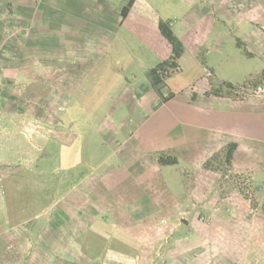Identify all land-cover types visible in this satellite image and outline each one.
<instances>
[{
	"label": "crops",
	"instance_id": "obj_1",
	"mask_svg": "<svg viewBox=\"0 0 264 264\" xmlns=\"http://www.w3.org/2000/svg\"><path fill=\"white\" fill-rule=\"evenodd\" d=\"M0 2L27 24L25 64L16 61L13 77L32 96L57 99V112L49 107V113L59 126L78 129L74 142L59 135L38 148L30 140L20 148L12 141L0 145L7 168L0 264H264V214L231 225L214 215L204 224L193 210L196 197L206 207L216 197L218 181L207 164L231 143L232 167L264 183V85L236 98L213 91L211 81L215 57L225 58L233 38L264 61V0H176L172 7L166 0H134L125 17L129 0ZM160 21L170 22L185 51L178 70L155 83L151 70L172 55ZM123 33L136 40L126 43L135 46L128 49L130 61L136 50L139 57L135 66L119 68L108 54L118 52L116 39L126 42ZM183 62L203 76L170 84ZM85 126L106 130L82 136ZM92 142L100 148L90 150ZM161 156L176 163L162 164ZM170 173L172 189L165 182ZM26 175L31 182H22ZM7 222L11 229L29 225L9 231ZM111 233L119 234L117 249L97 250ZM229 237L236 247L221 242Z\"/></svg>",
	"mask_w": 264,
	"mask_h": 264
},
{
	"label": "rangeland",
	"instance_id": "obj_2",
	"mask_svg": "<svg viewBox=\"0 0 264 264\" xmlns=\"http://www.w3.org/2000/svg\"><path fill=\"white\" fill-rule=\"evenodd\" d=\"M166 1H168L166 4L171 7L177 6L176 0ZM9 5L10 4L0 2V145L5 141H12L16 142L20 148L23 146L24 142L30 140L34 142L35 148H38L39 146H45V143L50 140L56 141L59 135L61 141L67 140V142H69L73 140L74 142L76 137L74 131L78 129L75 126H59L57 115L49 113V111L52 110L49 109V107H54L53 113L57 112V99L47 100L40 97H34L25 89L24 80L15 79V77H13L16 61H22V64H25V29L27 24L22 19H16L13 16L14 11L11 10ZM234 23L236 22L233 21V24ZM227 27L232 29V23L227 25ZM119 38L126 42L122 43L117 39L114 41V49L119 50L118 52L116 51L108 54L110 59L115 61L113 66L116 65L121 68L124 62L127 65L135 66L139 57L138 51L136 50L135 53L136 58H133L132 61H130L131 52L128 49L134 44L129 45L127 48L126 43L131 44L136 40H134L133 36L128 35V33H123ZM231 43L233 44L232 48ZM231 43L227 45V51L229 52H226L224 59L221 58L217 60L218 57H215V61H218V68L213 71L214 77L211 78L214 87L213 91L216 92L219 90L223 93H231L232 96L236 98H243L255 94L259 91V88L264 85V71L262 70L264 67V61L259 57L248 56L245 52V44H243V41L233 38ZM120 44L122 46H120ZM237 45H241V47H237ZM230 63L233 64L232 67H230ZM127 65L125 70L128 69ZM183 65L185 66L183 72L174 76V79L170 81V84L176 82V80H179L182 77L189 78L190 76L196 77L197 73H199L200 76H203L204 74V72L198 68L192 67L190 70L187 62H183ZM177 70L178 68H170L168 69L167 74L170 75ZM125 73L128 74V71H125ZM163 75L165 76V73ZM223 82L231 83L236 87L230 88L224 85ZM36 91L42 93L43 87L41 84L38 85ZM70 112H73V110H70ZM83 129L86 130V133L82 136L87 135L93 138L101 136L99 132H105L106 130V128H102L101 126H85ZM3 137H5V139L1 141ZM23 140L24 142H22ZM2 148H4L3 145ZM97 148L100 147L99 144L95 142H92L89 146L90 150H95ZM161 157L167 158L170 161L174 160L172 156ZM231 161H227L225 150L224 152L215 153L207 164V167H209L212 172H215L218 182L216 186L217 188L215 189V192H213V195L216 193V197L211 198L209 201L211 202L210 206L206 207L202 205L204 203L203 197L199 196L196 197L198 200H194L195 208H193V210L195 209V219H200V222L204 224H209V220L213 218L214 215L221 217L231 225L234 224L232 223L233 219H240L243 222H249L248 220L250 218L248 215H254L257 213L259 215L264 214V183L260 185L259 183L254 182L249 174L238 172L232 167ZM4 165L5 164L0 160V200L5 199L6 196L3 187V178L5 176L3 171L7 168H4ZM177 167L185 172L184 165H178ZM24 170L25 172H29L27 168H24ZM172 170L175 169L172 168ZM185 174L186 173H183V178L186 180L187 177ZM55 178L56 177H54L53 180ZM21 179L22 182H31L29 175H26V177L21 176ZM172 181L173 175L170 173L169 176H166L165 181L170 189H172L173 186ZM53 193L55 192L50 191L49 194L51 195ZM22 194L24 193L22 192ZM22 194L21 198L24 196ZM42 194L44 195L46 193L41 192L39 196ZM10 198L11 194L8 193V199ZM184 204L185 202L182 203V205ZM183 208H185V206H183ZM32 209L33 207H29L30 211H32ZM163 222L166 223L165 220ZM181 224L179 218L177 225L180 226ZM10 225L11 223L9 224L7 222L6 226L8 229L10 228L9 231H26L29 224L25 223L12 229ZM92 229L95 230L94 227ZM117 235L119 234L111 233V237L104 240V245H97V250L99 249L105 253L116 250L118 247ZM94 241L95 240H92V242ZM221 242L227 247L230 244L236 247L237 240L229 237L223 238ZM87 249L88 250L83 251V253H88L89 248ZM159 256L162 257L164 255H158L157 257Z\"/></svg>",
	"mask_w": 264,
	"mask_h": 264
},
{
	"label": "trees",
	"instance_id": "obj_3",
	"mask_svg": "<svg viewBox=\"0 0 264 264\" xmlns=\"http://www.w3.org/2000/svg\"><path fill=\"white\" fill-rule=\"evenodd\" d=\"M134 0H129L128 4L122 9L121 15L122 17H125L131 8ZM159 29L162 33V35L169 41V43L172 45V55L169 59L159 63L156 67H154L151 70V74L153 76L155 83H161L163 79L168 77V69L173 68L176 69L179 67L178 60L183 55L185 51V47L182 43V41L176 36V34L173 32L172 27L170 25L169 21H160L159 23ZM165 73V76L163 75ZM264 74V72H263ZM224 85L234 88V86L231 83H225ZM167 99V98H165ZM236 148L235 143H231L228 145L226 150V159L228 162L232 160L234 149ZM160 162L162 164H173L175 163V160L170 161L167 158L160 157Z\"/></svg>",
	"mask_w": 264,
	"mask_h": 264
}]
</instances>
